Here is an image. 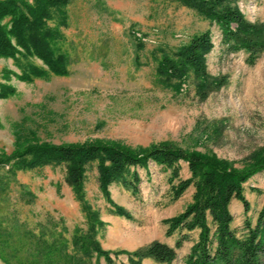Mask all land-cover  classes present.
<instances>
[{
	"label": "rangeland",
	"instance_id": "374dc122",
	"mask_svg": "<svg viewBox=\"0 0 264 264\" xmlns=\"http://www.w3.org/2000/svg\"><path fill=\"white\" fill-rule=\"evenodd\" d=\"M230 2L247 21L264 24V0ZM65 11L64 24L55 19L47 24L62 33L57 47L67 56V74L48 71L46 77L23 80L21 64L46 68L44 62L37 56L0 57V91L7 93L0 95V230L26 228L49 242L63 234L73 253L75 228L85 231L92 223L109 258L79 254L81 264H131L125 252L155 240L174 246L187 233L171 263L141 261L185 264L200 230L167 232L169 221L196 192L191 184L174 196L173 185L192 177L187 161L178 162L173 177L171 168L151 160L135 169L136 189L112 181L104 193L97 160L85 165L79 189L68 180L66 162H37L34 149L21 147L101 142L141 150L171 145L242 169L264 157V49L250 63L244 49L228 47L215 20L183 0H70ZM207 30L213 44L205 54L207 72L226 76L227 83L201 99L194 71L181 80L167 79L159 61ZM243 193L247 211L236 198L229 204L239 236L245 219L254 224L264 205V170L243 183ZM115 205L128 216L114 213ZM0 264L6 263L0 258Z\"/></svg>",
	"mask_w": 264,
	"mask_h": 264
},
{
	"label": "trees",
	"instance_id": "16d2710c",
	"mask_svg": "<svg viewBox=\"0 0 264 264\" xmlns=\"http://www.w3.org/2000/svg\"><path fill=\"white\" fill-rule=\"evenodd\" d=\"M69 1L0 0V57L21 56L28 60L37 56L46 65L43 68L29 62H25L24 66L21 64V79L32 81L43 78L48 75V71L59 75L68 73L67 56L59 52L57 47L62 33L57 25L50 26L47 22L55 19L64 24L67 17L65 7ZM183 1L215 20L230 49H244L248 53L247 60L255 62L264 49V24L247 21L240 10L231 5V0ZM212 45L210 32L204 31L194 36L173 56H162L159 68L167 79L181 80L189 70L194 71L197 92L201 99H205L210 92L227 83L226 76L211 77L207 72L205 54ZM0 95L6 96V90L0 91ZM21 148L24 150L20 151L24 152L34 149L37 162H66L68 180L79 189L85 165L97 160L99 186L104 193H107L112 181H121L126 187L136 189L138 174L135 169L146 166L151 160L171 168L173 177L178 175V162L185 160L189 163L192 177L173 185L174 196L178 198L191 184L195 185L196 192L185 210L169 221L167 232L173 234L177 229L200 230L198 240L185 257V264H264V205L258 211L254 224L248 218L245 219V232L242 236L232 228L234 218L229 209L233 198L243 203L245 211L249 209L243 193V183L255 172L264 170V157L242 169H236L214 156L188 152L171 145H153L132 150L101 142L61 146L27 143ZM20 151L18 152L22 155L24 152ZM79 197L82 195L79 194ZM114 213L128 216L127 211L118 205L114 206ZM187 239L188 234L181 233L174 246L155 240L147 246L125 253L131 264H141L144 258L171 263L177 257V249ZM71 242L75 247L73 253L68 249L69 241L63 234L49 242L42 236L36 237L26 228L17 231L2 228L0 258L6 264H81L79 254L91 255L94 252L109 258V252L103 250L95 239L92 223L85 231L75 228Z\"/></svg>",
	"mask_w": 264,
	"mask_h": 264
}]
</instances>
